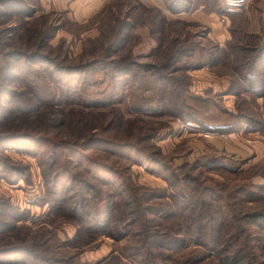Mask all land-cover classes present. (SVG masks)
Wrapping results in <instances>:
<instances>
[{
  "label": "rangeland",
  "instance_id": "374dc122",
  "mask_svg": "<svg viewBox=\"0 0 264 264\" xmlns=\"http://www.w3.org/2000/svg\"><path fill=\"white\" fill-rule=\"evenodd\" d=\"M183 1H190L187 11L176 10L174 0H0V135L40 126L48 118L61 137L82 139L94 133L134 141L168 166L167 172H152L143 157L131 151H126L128 158H114L113 165L126 167L132 182L153 189L155 196H143V204L122 206L118 201L125 216L117 220L116 210L108 215L109 227L116 228L112 237L99 233L102 219L94 231L87 222L90 214H83L81 222L75 218L73 201L81 204L85 188L67 176H52L55 164L44 146L26 149L23 141L0 139V248L26 247L24 252L1 255L0 264H135L139 256L126 253L141 223L153 224L159 232L155 223L171 216L165 213L187 215L176 220L190 229L194 226L186 218L196 217L209 235L202 245L185 240L163 252L148 242L160 263L214 264L211 252L239 243L246 250L252 247L256 259L264 255L262 226L246 229L237 215L239 209L261 211L264 224V53L248 63L228 48L229 42H251L264 49V0ZM201 4L211 15L207 22L185 17ZM181 43L190 44L189 50L168 59L169 50ZM41 51L54 65L34 56ZM92 60L77 70L67 66ZM122 65L131 73L117 74ZM27 71L43 76V84L57 99L50 112L31 98V88L20 80ZM141 80L144 83H136ZM143 85L165 87V99L156 105L158 92L140 89ZM97 99L106 103L96 106H108H94L86 118L76 115L80 107L91 108L85 102ZM26 107L31 114L22 112ZM102 109L103 119L97 117ZM218 122H231L233 129L206 130ZM88 152L103 156L96 148ZM92 183L107 199H118L112 196L114 184ZM205 186L225 193L226 204L208 198L206 189L203 195ZM237 187L242 192L231 199ZM142 205L145 210L152 207V212L139 210L150 222L134 221L132 208ZM82 209L93 212L91 205ZM191 210L194 213L187 214ZM124 231L127 234L119 238ZM224 232H229L225 238ZM113 253L119 258L111 260Z\"/></svg>",
  "mask_w": 264,
  "mask_h": 264
},
{
  "label": "trees",
  "instance_id": "16d2710c",
  "mask_svg": "<svg viewBox=\"0 0 264 264\" xmlns=\"http://www.w3.org/2000/svg\"><path fill=\"white\" fill-rule=\"evenodd\" d=\"M178 4V8L176 10L179 11H187L189 9V3L190 1L184 2L183 0H174ZM171 6V5H170ZM174 9V11H176ZM178 41V40H177ZM186 41L184 40L182 43H185ZM180 44L178 47L177 45L172 47V50L168 52V59H173L176 56L183 55L186 53L187 50L190 48L189 45L185 44ZM158 44V43H157ZM195 44V43H194ZM193 44V45H194ZM161 46V42H159V45L157 48ZM228 48L234 49L238 52L241 53L242 58H245L246 61L250 59L254 61L255 58L260 57L261 54L263 56L264 49L262 50L261 47L259 46L258 43H247L243 44L241 42H238L236 44L234 43H228ZM227 48V49H228ZM41 52L33 53L34 56H39L40 58L46 59L47 62L51 65H54V60L50 59V57L45 53L43 55ZM31 61V60H30ZM206 61V60H204ZM35 62V60L33 61ZM94 61H90L89 63H85L84 65H79V66H72V65H67L68 69H78L81 66H89V64L93 63ZM101 62V61H100ZM248 62V63H250ZM120 63V62H119ZM168 64V62L166 63ZM210 66H212V61L209 62ZM119 66V64H118ZM121 66V65H120ZM123 67H119V70L117 71V74L119 73L120 75L122 74H127L131 73L130 69L126 65H122ZM43 74L45 73L44 70L42 69ZM70 72V70H69ZM67 73L66 77L68 75H71V73ZM47 76V74H44ZM243 78L246 79L248 77V74H242ZM75 76V75H74ZM35 76L32 75L29 71H27V77L24 76V78L20 77V80L25 82L27 86L31 88V93L32 97L34 98L33 100H36L39 105H45V110L50 112L51 105L57 100L53 99L51 95V91L49 90V86H46V84H43V80L45 78L43 76ZM140 77V76H139ZM49 80L51 79L49 76L46 77ZM55 80V85L57 88H62L61 85L59 84L60 81L57 79ZM141 81H137L136 83L142 84ZM24 83V84H25ZM144 83V82H143ZM25 84V85H26ZM157 84V83H156ZM111 89V87H109ZM232 88V86H231ZM140 89L143 90H148L150 92L156 91L158 92L156 96L154 97L155 103H161L165 99V94H164V89L165 87H158L155 89V86L151 87V85H143L140 87ZM139 89V90H140ZM108 96V95H107ZM66 99V102L68 98L64 97ZM106 103L105 101H101V99H97L91 102H85L86 104H90L89 106L91 107L88 109V111H85L84 109H76L75 113L76 115H82L85 116L83 118H86V115L90 113L94 109V106H96L95 103ZM109 102H112L111 100ZM121 102V101H119ZM94 103V104H92ZM61 105V104H59ZM37 106V104L35 105ZM108 105L104 104H99L96 107H105ZM147 105H144L146 107ZM34 106H31V109ZM27 110H30V108L27 109L23 108L22 112H27L28 114H31V112H28ZM33 110V109H32ZM97 111V117L99 118H104L106 116V111ZM21 111V110H20ZM24 113V114H27ZM189 120H193L192 117H189ZM48 118L45 119L40 126H32V127H25L23 128V131H15V132H8L3 135H0V139H3L4 141L6 140L7 142H19L23 141L27 143L26 149H32L36 148L38 146H44V148L47 150L49 156L52 158V162L55 164V169H53L54 173H52V176L56 175H61V176H67L69 179H73L77 181V184L81 185L83 188H85V192H82V194L79 197V200L82 201L81 204H75V201H73V204L76 205L74 207L75 211V218L81 222L82 215L83 214H90V217L88 218V226L91 228L93 227L94 231L98 229V226H100L99 221L102 219L105 223L104 225L100 226L101 229L103 230L99 232L100 234L105 233L106 235L115 237L113 234L115 230H113V227H109L110 224L109 222V217L108 215L111 212H114V210L117 211V220H120L122 216H125V211H123L120 208V205L125 206L126 202L129 203H137L143 200V196H146V200L154 198L155 192L153 189L145 188L144 186L137 185L132 182L130 174L128 172V169L126 167L122 166H116L113 165V161L115 160L114 158L116 156L118 157H127L128 158V153L126 151H131L134 153V155H139L143 157V159L146 161V167L149 168L152 172H156L157 170L159 171H168V166L162 163L161 161H158L157 159H154L148 155L147 151H144L142 146H139L136 142H131L127 140H116L111 137L104 136L102 134H94V133H88V135L82 137V139H75V138H65L61 137L58 135L56 132H53L52 130L56 127H53L51 123H48ZM188 120V119H185ZM244 120V119H243ZM197 121V119L193 120ZM245 121V120H244ZM214 124H209V128L206 130H214L213 128H219L220 130H226L230 129L233 127L232 123L230 122H218L216 125ZM233 128L230 129V131ZM144 135V134H143ZM140 136V134L138 135ZM96 148L98 151H100L103 156L102 157H97L91 155L88 150ZM118 162V161H116ZM150 164L151 167H148ZM222 166V165H220ZM230 171L232 169H229ZM79 175H83L85 178H82ZM113 180L111 182V180ZM92 180L95 182H98L102 185L110 184V185H115L117 190L113 191L112 196H117V200L114 199H107L104 196V192L101 190V188L98 185H94L92 183ZM204 189L207 190V197L212 198L217 200L219 204L223 207L224 204H226V194L225 193H219L218 191L220 189H215L210 186H205L201 189V193L205 195ZM136 191L142 195V197L139 198L138 195H136ZM108 192V190H107ZM242 192L241 187H237L235 190L231 191L230 197L231 199H235L236 195ZM109 193V192H108ZM235 193V194H234ZM126 194V195H125ZM106 196H110V194L105 193ZM124 196H127L129 198V201L125 199ZM123 197V198H122ZM118 201H120L119 204ZM142 202V201H141ZM190 203V201H188ZM224 203V204H223ZM143 204V202H142ZM92 206L93 207V212L89 213L88 211H83L84 206ZM130 206V205H128ZM189 206V204H188ZM131 208V207H130ZM152 207H147L145 210L144 205L140 206L139 208H132L136 212V217L135 220L137 219H143L150 222V218H147L146 216H143V213L139 212L141 209L143 212H152L151 211ZM229 210V209H228ZM232 209L229 210L230 214H233ZM134 213V211H130L129 214ZM194 213L193 210L189 211L187 214ZM240 213V218L244 220V222L249 226H262V237L264 239V224H261V211H244V209H239L237 215ZM107 214V215H106ZM168 215H173L171 213H165V216ZM175 215V217H174ZM174 215L169 218H167V221L163 222L162 224H158L157 222L155 225L160 227L159 232H154L152 228H154L153 224L150 225H144L143 227V222L140 225V233L139 235H135L134 241L131 243L129 248L127 249L128 253L126 255L132 254V257L139 256L138 261H134L135 264H166V263H160L156 260V253H154L153 250L150 249L151 244H155L156 248H158V252H163V251H168L169 249H175L179 247L180 245L183 244L185 240H195L194 243L202 245V239L205 236L209 235V232L207 233L205 230L206 224L203 223V226L201 227L202 223L198 220L196 217H188L189 222L188 224H192L194 227L190 229L183 223V224H178L176 218L182 217L184 219V215ZM236 215V216H237ZM184 216V217H183ZM84 217V216H83ZM129 218H133L130 216ZM205 219H207L205 217ZM204 219V220H205ZM132 221H128L126 223L122 224H131ZM228 225L229 223H225ZM149 226V227H147ZM244 231V229H243ZM241 231V232H243ZM128 232V231H127ZM126 231L123 233H120L119 238L124 237L127 234ZM248 232V231H246ZM229 232H224L222 234V237L225 238ZM250 233V232H249ZM138 234V233H134ZM237 235L233 239V242L235 243L238 241ZM201 240V241H200ZM149 242V243H148ZM242 243V242H241ZM239 245V246H238ZM242 244H237L235 247L232 249L226 250L223 252H219L218 249L214 250V253L211 252L214 258V264H264V255L262 257L256 259V255L254 252H252V247L251 250H246L244 247L241 246ZM204 248L206 247L203 245ZM26 247L23 245H10L8 248L7 247H1L0 248V256L1 255H7V254H13L16 252H24ZM132 250V251H131ZM216 252H219L216 254ZM113 258L112 259H118L117 254H112ZM127 264V263H124Z\"/></svg>",
  "mask_w": 264,
  "mask_h": 264
},
{
  "label": "crops",
  "instance_id": "0c3cea01",
  "mask_svg": "<svg viewBox=\"0 0 264 264\" xmlns=\"http://www.w3.org/2000/svg\"><path fill=\"white\" fill-rule=\"evenodd\" d=\"M190 11L187 14H185V17L189 19H193V20H198L201 22H207V20L210 19L209 16H211V15H208L210 14L208 13L209 11L205 10L202 4L199 5L196 9H193V11L192 10ZM211 20H214V19L212 18Z\"/></svg>",
  "mask_w": 264,
  "mask_h": 264
}]
</instances>
